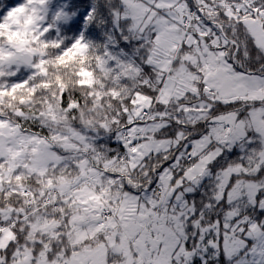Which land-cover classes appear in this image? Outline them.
I'll return each mask as SVG.
<instances>
[{
    "label": "snow or ice",
    "instance_id": "1",
    "mask_svg": "<svg viewBox=\"0 0 264 264\" xmlns=\"http://www.w3.org/2000/svg\"><path fill=\"white\" fill-rule=\"evenodd\" d=\"M0 264H264V0H0Z\"/></svg>",
    "mask_w": 264,
    "mask_h": 264
}]
</instances>
